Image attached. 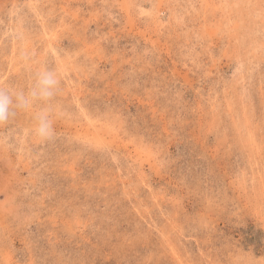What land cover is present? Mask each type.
Listing matches in <instances>:
<instances>
[{"label":"rangeland","instance_id":"1","mask_svg":"<svg viewBox=\"0 0 264 264\" xmlns=\"http://www.w3.org/2000/svg\"><path fill=\"white\" fill-rule=\"evenodd\" d=\"M43 68L57 137L0 129V264H264V0H0V86Z\"/></svg>","mask_w":264,"mask_h":264},{"label":"clouds","instance_id":"2","mask_svg":"<svg viewBox=\"0 0 264 264\" xmlns=\"http://www.w3.org/2000/svg\"><path fill=\"white\" fill-rule=\"evenodd\" d=\"M60 83L54 70L43 68L34 73L27 89L0 86V129L7 128L18 113H32L31 135L42 143L53 141L57 132L52 101L60 91Z\"/></svg>","mask_w":264,"mask_h":264}]
</instances>
